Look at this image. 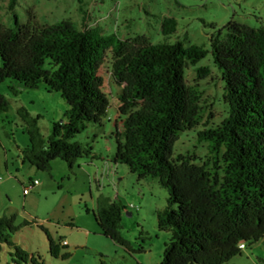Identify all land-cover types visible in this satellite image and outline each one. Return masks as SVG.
<instances>
[{
  "label": "trees",
  "instance_id": "trees-1",
  "mask_svg": "<svg viewBox=\"0 0 264 264\" xmlns=\"http://www.w3.org/2000/svg\"><path fill=\"white\" fill-rule=\"evenodd\" d=\"M15 5L9 0V8ZM13 19L11 27L0 25V84L7 82L12 95L43 86L67 105L65 120L51 122L47 141L38 118L18 110L28 138L23 161L48 172L51 161L60 159L72 170L78 160L93 155L92 146L74 138L105 116L109 102L99 70L109 52L122 124L112 161L126 165L137 180L156 179L168 193L166 206L156 212L158 230L170 231L158 264H224L241 255L240 242L264 240V23L254 27L230 20L209 37L227 114L197 132L198 141L207 144L209 156L203 161L173 153L179 133L200 122L198 85L186 84L184 68L207 55L203 45L102 35L84 16L80 29L68 19L40 23L31 12L25 23L16 15ZM176 28L174 18L162 19V35ZM195 73L202 80L209 69L199 67ZM9 104L0 93V112ZM124 209L100 194L91 212L101 235L131 251L120 231ZM19 229L12 218L0 217V253L6 248L10 257L6 264H44L12 241ZM47 238L51 256H69L60 254V242Z\"/></svg>",
  "mask_w": 264,
  "mask_h": 264
},
{
  "label": "rangeland",
  "instance_id": "rangeland-1",
  "mask_svg": "<svg viewBox=\"0 0 264 264\" xmlns=\"http://www.w3.org/2000/svg\"><path fill=\"white\" fill-rule=\"evenodd\" d=\"M28 12L40 23L71 20L77 29L82 28L84 16L90 28H97L102 35L116 34L120 39L203 45L207 55L184 68L186 84L198 85L200 122L194 129L179 133L173 153L194 155L204 161L209 156L207 144L198 141L197 132L215 126L227 114L222 97L224 83L213 63L209 37L230 20L254 27L264 23V0H16L12 9L9 0H0V25L13 26L14 15L19 23H25ZM164 17L176 20L175 33L161 34ZM110 60L106 52L99 70L109 102L105 116L100 125L88 124L74 138L92 146V159L78 160L80 166L75 164L72 170L60 159L51 161L48 172L22 162L28 138L18 110L24 108L31 117L38 118L40 133L47 141L51 122L65 120L67 105L60 95L44 88L23 89L12 95L7 82L0 84V93L10 103L7 111L0 112V217L13 219V225L20 229L12 241L27 254L40 256L44 264H158L170 237V231L158 230L156 223V212L166 206L167 190L156 179L137 180L124 164L109 167L113 177L104 167V160L111 161L115 152V133L122 130L117 110L120 87L111 75ZM199 67L209 69L202 80H196ZM34 180L36 186L24 195L23 189ZM99 192L125 207L120 231L131 251L99 233L91 212ZM25 222L29 225L23 226ZM47 236L60 242V254L66 252L69 256H51ZM259 241L246 243L241 255L224 264H260L256 256H264V243ZM0 257L2 264L9 262L6 248Z\"/></svg>",
  "mask_w": 264,
  "mask_h": 264
},
{
  "label": "crops",
  "instance_id": "crops-1",
  "mask_svg": "<svg viewBox=\"0 0 264 264\" xmlns=\"http://www.w3.org/2000/svg\"><path fill=\"white\" fill-rule=\"evenodd\" d=\"M39 88H41V89H43V87H39ZM38 88V89H39ZM21 92H22V90H21ZM64 118H65V116H64ZM24 151V150H23ZM23 153V152H22ZM90 158L92 159V157L90 156ZM105 162V164H104V167L105 168H107V172H108V174L110 173V175L113 177V170H110L109 169V167L112 165V166H116V164H118V163H113V161H112V158H111V161H109V160H104ZM22 162H23V160H22ZM92 163V162H91ZM77 164V166H80V164L77 162L76 163ZM106 175H107V173H106ZM101 178H102V174H101ZM95 181H96V185H97V189H99L100 188V186H99V181H98V179L96 180L95 179ZM100 194H103L102 192H99L96 196H95V198H94V201H95V203H96V198H97V196L98 195H100ZM104 195V194H103ZM105 196H107V195H105ZM109 197V196H108ZM128 214H130V213H128ZM131 215V214H130ZM260 242V241H259ZM262 243H264V241L262 240L261 241ZM257 244H258V242H257ZM244 250V249H243ZM256 259H257V261L260 263V264H264V256H256Z\"/></svg>",
  "mask_w": 264,
  "mask_h": 264
},
{
  "label": "built area",
  "instance_id": "built-area-1",
  "mask_svg": "<svg viewBox=\"0 0 264 264\" xmlns=\"http://www.w3.org/2000/svg\"><path fill=\"white\" fill-rule=\"evenodd\" d=\"M36 184H37V181L36 180L32 181L30 183L29 187H25L23 189V194L24 195L28 194L30 192V190L36 186ZM132 207H133L132 204H130L129 205V208H132ZM238 247H239V249L243 250V249H245L246 246L244 245V242H240L239 245H238Z\"/></svg>",
  "mask_w": 264,
  "mask_h": 264
},
{
  "label": "water",
  "instance_id": "water-1",
  "mask_svg": "<svg viewBox=\"0 0 264 264\" xmlns=\"http://www.w3.org/2000/svg\"><path fill=\"white\" fill-rule=\"evenodd\" d=\"M128 215H130V214H128Z\"/></svg>",
  "mask_w": 264,
  "mask_h": 264
}]
</instances>
